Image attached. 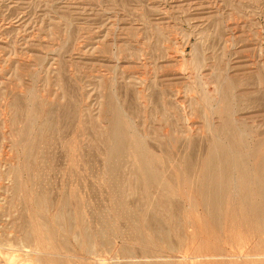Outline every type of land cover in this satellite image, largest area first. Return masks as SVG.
<instances>
[{"label":"rangeland","instance_id":"obj_1","mask_svg":"<svg viewBox=\"0 0 264 264\" xmlns=\"http://www.w3.org/2000/svg\"><path fill=\"white\" fill-rule=\"evenodd\" d=\"M224 76L246 79L235 95L245 88L258 97L257 104L235 105L233 118L246 125L251 139L264 137V0H0V264L255 261L229 248L215 258L195 257L184 245L175 252L151 246L162 255L150 257L138 254L136 245L127 257L117 238L104 246L94 243L84 253L76 247V232L63 229L52 238L40 230L41 224L51 225L65 198L67 216L74 217L79 207L88 234L101 229V211L110 214L103 156L91 142L95 129L107 127L101 109L107 93L149 148L172 164L186 151V141L173 145L165 139L168 131L197 137L203 149L201 130L222 122L214 109ZM165 82L172 84L167 96L162 94ZM17 96L22 109L11 124L8 105ZM32 98L48 102L55 118L49 144L40 148L35 180L23 167L15 130L23 127ZM39 121L36 116L30 126ZM39 190L47 196L44 210L32 202ZM21 223L31 240L21 237Z\"/></svg>","mask_w":264,"mask_h":264},{"label":"bare ground","instance_id":"obj_2","mask_svg":"<svg viewBox=\"0 0 264 264\" xmlns=\"http://www.w3.org/2000/svg\"><path fill=\"white\" fill-rule=\"evenodd\" d=\"M245 81L235 76L219 78L214 113L222 122L217 126L207 125L209 130H201L206 139L203 149L197 137L183 138L181 130L166 133L165 139L173 145L181 146V141H186V151L172 164H167L164 155L149 148L145 138L132 129L112 95L107 93L101 105L107 127L94 130L93 146L91 143L90 146L101 150L103 156L111 196L110 214L102 215L103 211H99L98 216L97 212L100 223L96 221L101 229L88 234L79 207L76 205L74 217H68L67 198H63L51 225L41 224L40 230L52 238L59 230L64 229L71 235L76 232V247L84 253H90L94 243L104 246L117 238L121 255L127 257L133 256L130 247L136 245H140L138 254L144 257L162 255L151 246L159 245L175 252L184 245L190 247L195 257L215 258L229 248L232 254L237 251L256 259L249 264H264V137L257 135L252 140L246 125L233 118L234 106L238 103L259 102L245 88L240 94H234ZM170 86L168 82L162 84L164 96L171 91ZM156 92L150 93L151 98L156 99ZM176 92L174 95L179 94ZM205 100L210 102L212 98L205 97ZM20 102L17 96L8 105L11 124L22 109ZM172 105H168V110L176 109ZM52 110L48 102H35L32 98L30 107L24 111L23 127L15 129L18 141L22 142L23 167L32 180L39 175L34 171L43 157L40 148H46L55 128L51 122ZM36 116L40 121L30 126ZM71 155L68 160L73 164ZM124 161L128 164L126 171ZM13 173L17 175V171ZM40 190L34 191L32 202L44 210L47 196ZM19 228L24 240L32 239L22 223ZM37 232L38 229L35 235ZM36 236L40 241V233Z\"/></svg>","mask_w":264,"mask_h":264}]
</instances>
